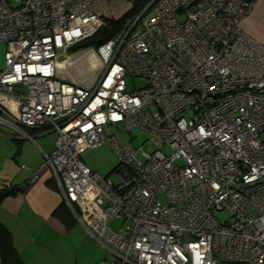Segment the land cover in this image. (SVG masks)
<instances>
[{
    "label": "built area",
    "instance_id": "built-area-1",
    "mask_svg": "<svg viewBox=\"0 0 264 264\" xmlns=\"http://www.w3.org/2000/svg\"><path fill=\"white\" fill-rule=\"evenodd\" d=\"M100 1L0 0V125L52 136L43 164L111 264H264V42L241 26L257 0H150L72 56L105 25ZM86 54L93 80L69 81ZM118 127L154 148L108 134ZM102 142L117 181L82 161Z\"/></svg>",
    "mask_w": 264,
    "mask_h": 264
},
{
    "label": "crops",
    "instance_id": "crops-1",
    "mask_svg": "<svg viewBox=\"0 0 264 264\" xmlns=\"http://www.w3.org/2000/svg\"><path fill=\"white\" fill-rule=\"evenodd\" d=\"M116 2L102 0L95 12L108 18ZM241 26L264 42V0L256 1ZM23 129L24 134L11 129L13 132L0 135V145L4 146L0 151V189L21 187L0 201V222L9 231L19 258L24 264H111L110 252L72 215L50 168L43 164L44 154L53 149L52 136L38 128ZM61 204L68 212L65 219L55 214Z\"/></svg>",
    "mask_w": 264,
    "mask_h": 264
},
{
    "label": "rangeland",
    "instance_id": "rangeland-1",
    "mask_svg": "<svg viewBox=\"0 0 264 264\" xmlns=\"http://www.w3.org/2000/svg\"><path fill=\"white\" fill-rule=\"evenodd\" d=\"M117 1L119 2H116L115 4H113V6L110 7L111 13L109 14L108 18L118 19L126 12L133 11V9H131V7L134 5V2L132 0H117ZM142 12L143 10L141 11V13ZM141 13L140 14L134 13L131 16H125L124 18L122 17L120 23L124 24L125 26L131 25L136 19L139 18ZM148 14L149 11L141 15V17L145 18ZM137 26H139V24ZM84 48L85 47L82 44H80L78 46H74L70 48L69 52L73 56L83 51L82 49ZM4 50H5V45L2 42H0V69L3 68L4 65V61H3ZM92 61L93 59L91 58V55L86 54L85 57H79V60L74 65L68 66L65 69V72L63 71V73L66 74V77L69 79V81H74L77 82L78 84L90 83L91 80H93V76L99 70V65L95 64V62ZM126 81L128 88L131 89L133 84L130 77H127ZM133 83L135 87H140L144 84V81L140 79H135L133 80ZM6 131L13 132L11 129L9 130L8 127L0 125V135H4ZM108 134L117 135V138L120 142H127L130 135V137L132 138L130 141L133 145L137 147H142L146 151H151L154 148V145L151 144L149 141H147L148 136L139 130H134L130 134H127L122 127L110 128L108 130ZM2 148H4V146L0 145V151ZM162 151L165 153H169L170 149L167 145H165L162 148ZM81 158L87 167L97 172L102 177H108L112 181L118 180L119 175L116 172V169L120 163L119 158L115 155L112 148L107 142L100 143L99 145L94 147L89 154H86ZM0 181H2L1 174H0ZM158 200H160L162 204L166 203V197L163 191H161L158 194ZM216 213L219 219L223 220L226 218V211H220ZM120 222H121L120 219H114L113 221H111V226L113 228H117L119 227ZM224 264H228V263L224 262Z\"/></svg>",
    "mask_w": 264,
    "mask_h": 264
},
{
    "label": "trees",
    "instance_id": "trees-1",
    "mask_svg": "<svg viewBox=\"0 0 264 264\" xmlns=\"http://www.w3.org/2000/svg\"><path fill=\"white\" fill-rule=\"evenodd\" d=\"M132 1L134 2V5L131 7L133 11L126 12L118 19L103 17L105 25L100 27V29L91 38L82 42V45L85 48L89 46L97 47L100 43L108 40L115 33L119 32L122 28L125 27L124 24L120 23L122 17L124 18L125 16H131L134 13L140 14L150 0H132ZM20 189L21 187L18 186H11V185L4 186L3 188L0 189V201L8 195H13L17 193ZM67 213H68L67 210L65 209L64 206H62V204L58 206L55 210V214H57L62 219L68 217ZM0 262L1 264H24L13 247L11 235L9 231L4 227V225L1 222H0Z\"/></svg>",
    "mask_w": 264,
    "mask_h": 264
},
{
    "label": "bare ground",
    "instance_id": "bare-ground-1",
    "mask_svg": "<svg viewBox=\"0 0 264 264\" xmlns=\"http://www.w3.org/2000/svg\"><path fill=\"white\" fill-rule=\"evenodd\" d=\"M90 71V70H89ZM93 76V75H92Z\"/></svg>",
    "mask_w": 264,
    "mask_h": 264
}]
</instances>
